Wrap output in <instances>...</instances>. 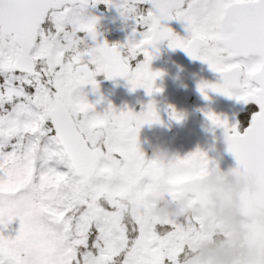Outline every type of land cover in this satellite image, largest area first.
<instances>
[{
  "label": "snow or ice",
  "instance_id": "obj_1",
  "mask_svg": "<svg viewBox=\"0 0 264 264\" xmlns=\"http://www.w3.org/2000/svg\"><path fill=\"white\" fill-rule=\"evenodd\" d=\"M101 4L131 21L123 44L100 42ZM163 42L217 74L198 85L204 100L258 106L243 132L205 116L224 130L230 172L254 186L241 197L251 254L240 264H264V0H0V264H189L199 212L164 221L144 198L166 190L198 207L200 177L218 166L198 149L160 167L139 144L145 125L161 123L154 102L99 111L103 98L90 103L83 91L99 95L103 75L161 92L151 63Z\"/></svg>",
  "mask_w": 264,
  "mask_h": 264
},
{
  "label": "flooded vegetation",
  "instance_id": "obj_2",
  "mask_svg": "<svg viewBox=\"0 0 264 264\" xmlns=\"http://www.w3.org/2000/svg\"><path fill=\"white\" fill-rule=\"evenodd\" d=\"M107 13L106 19L110 24V29L112 31L114 28L116 33L102 30L106 41L109 45L123 44L132 32L133 25L131 21L125 22L115 9H108ZM169 26L172 27L177 34L181 36L186 35L180 24L172 22ZM158 47L159 53L151 63V70L153 72L163 73V75L155 81V87L162 89V91L154 93L150 97L146 94L144 89H137L135 93H132L133 99L131 102L134 101L135 104L140 103L142 105L141 109H144L149 102H154L156 108L162 106L167 112L168 135L175 133L177 135L181 133L184 134V138L174 140L172 143L191 137L196 141V144L203 152V148L200 144L201 136H210L218 131V129L213 128L210 121L206 119L205 113L211 110L223 120V112L211 95L220 100H222L223 95L210 93V99L206 101L198 91V85L202 81H206L208 75L215 73L211 72L208 66L199 60H192L182 50L177 49L173 51L169 49L167 42L161 43ZM142 59L143 57L138 58V60ZM133 67H135V62L133 63ZM97 80L104 84V89L109 91L110 94L112 93L113 96L117 94L114 96L116 98L111 105L113 107L118 106L121 110L123 106L122 103L129 98L130 85L127 81L107 80L103 75L97 77ZM217 82L218 80L209 81V83ZM125 93L126 95L121 97ZM228 100L233 104V107L229 108V111L226 110L225 114L227 116H232L240 109L238 105L239 101L234 98H228ZM173 109L177 113L183 115L184 118L180 123L169 119V114ZM188 111L191 112L190 116H188ZM256 112V108L248 104L236 114L234 119L228 124L230 127L234 125L238 126V130L243 132L249 126L251 118ZM181 128H183V130ZM222 131L224 132L223 129Z\"/></svg>",
  "mask_w": 264,
  "mask_h": 264
},
{
  "label": "clouds",
  "instance_id": "obj_3",
  "mask_svg": "<svg viewBox=\"0 0 264 264\" xmlns=\"http://www.w3.org/2000/svg\"><path fill=\"white\" fill-rule=\"evenodd\" d=\"M177 155L170 152L167 148L157 145L153 149L152 158L157 164L166 168L170 161ZM183 181H175L176 185ZM202 198L198 200V207L188 199L177 198L174 201L165 197V191L161 190L158 194H148L144 198L145 207L153 215L161 220H168L180 215L188 216L193 212H199L204 225H215L220 233L227 228L235 229V239L239 242V247L235 249H214L208 244L199 245L189 257V264H208L215 261V264H236L242 259H246L251 253L246 247L247 233L244 225L249 220L237 215L236 209L241 207L242 195L250 190H254L249 178L244 174L233 172L212 171L200 177ZM231 196V207H226L223 196ZM215 234V233H212Z\"/></svg>",
  "mask_w": 264,
  "mask_h": 264
},
{
  "label": "rangeland",
  "instance_id": "obj_4",
  "mask_svg": "<svg viewBox=\"0 0 264 264\" xmlns=\"http://www.w3.org/2000/svg\"><path fill=\"white\" fill-rule=\"evenodd\" d=\"M100 6L106 7L105 5L101 4L94 11L95 15L101 17L99 27H101L105 22V16L98 14V12L101 10ZM125 87H129V86H125ZM129 89H130V87H129ZM86 90L89 91V93L87 94V99L90 103H95L97 99H99L101 97L103 98V102L97 106L99 111H102L104 108H106L108 106V104H111L113 102V100L116 98L114 96L117 95L116 94V95L112 96L109 94L107 95V93H103L102 90H104V88L100 84H99V95H97L96 93H94L92 91V88L90 85L83 89L84 92H86ZM135 92L130 90L129 98L127 101H124L122 103L124 107L122 106L121 110H131L135 113H140L142 110H144V109H141V110L139 109L142 107V105L140 103L135 104L134 101L131 102V100L133 99L132 93H135ZM126 93L121 97H124L126 95ZM114 108L117 110H120L118 106H115ZM139 144H140V148L144 152L146 158L151 159L152 155H153V149L156 147V145L154 144V141H153V136H152V125H145L141 129V131L139 133ZM198 149L200 150V148L196 144V141L194 139H192L191 137H189L185 141L177 142L176 144L172 145L168 150L170 152H172L173 154L180 156L182 158V157L187 156L188 154H190V153H192ZM11 228H13V229L18 228V222L14 223L11 226ZM212 233H215V234H212ZM189 243H190V246L192 248V252L196 250L197 246L203 245V244H208L210 247H212L214 249H220L221 247H223L224 249H235V248L239 247V242L236 241V239H235V229L234 228H230L226 232L220 233L219 230L216 228V226L210 227L208 225H204L203 231H202V233L198 239L192 240ZM192 252H191V254H192ZM237 262H236V264H237ZM208 264H215V261L210 260L208 262Z\"/></svg>",
  "mask_w": 264,
  "mask_h": 264
},
{
  "label": "water",
  "instance_id": "obj_5",
  "mask_svg": "<svg viewBox=\"0 0 264 264\" xmlns=\"http://www.w3.org/2000/svg\"><path fill=\"white\" fill-rule=\"evenodd\" d=\"M165 133L166 131L164 124L162 122L160 124H157L155 139L157 141L158 139H160L158 142L162 147L166 146L168 143V141L165 140ZM203 142L205 145V153L207 154L208 159L214 162V166H218L219 171L229 172L231 169L236 167L235 158L227 151V146L223 135H215L213 139H205L203 140ZM223 199L226 207L232 206L231 196L229 194H224ZM236 212L237 215H242L241 207L239 209H236ZM227 229H225L224 231H226ZM238 264H240V261H238Z\"/></svg>",
  "mask_w": 264,
  "mask_h": 264
}]
</instances>
